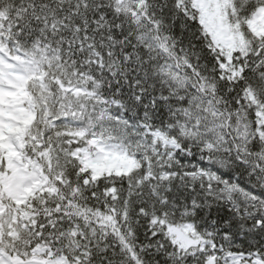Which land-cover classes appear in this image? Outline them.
<instances>
[{
  "label": "snow or ice",
  "instance_id": "obj_1",
  "mask_svg": "<svg viewBox=\"0 0 264 264\" xmlns=\"http://www.w3.org/2000/svg\"><path fill=\"white\" fill-rule=\"evenodd\" d=\"M0 264H264V0H0Z\"/></svg>",
  "mask_w": 264,
  "mask_h": 264
}]
</instances>
